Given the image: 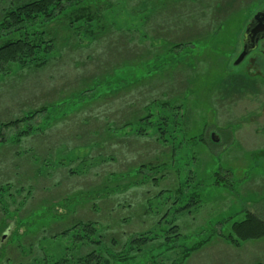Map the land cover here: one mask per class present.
Instances as JSON below:
<instances>
[{
    "label": "rangeland",
    "instance_id": "obj_1",
    "mask_svg": "<svg viewBox=\"0 0 264 264\" xmlns=\"http://www.w3.org/2000/svg\"><path fill=\"white\" fill-rule=\"evenodd\" d=\"M13 1L21 0H0V19ZM99 1L91 9L92 32L83 20L71 25L70 17L48 25L57 52L45 65H0V125L42 105L56 107L47 118L43 113L1 129L0 264L71 255L75 248L62 251L71 240L59 234L80 220L103 227L105 241L120 245L132 233L176 224L179 244L192 246L247 212L264 219V39L234 65L245 27L264 0H253V12L218 58L198 47L225 17L217 0ZM173 43L201 55L165 63ZM108 76L114 78L105 94L90 100L78 94ZM74 101L83 105L70 112ZM166 105L181 108L184 130L176 131L174 144L157 140L152 127L141 135L134 130L148 110L170 111ZM63 110L70 113L45 125L44 118ZM31 125L35 131L20 135ZM146 163L170 165L164 176L148 168L135 176ZM183 180L201 201L175 213ZM159 264H264V238L234 247L214 234L187 259Z\"/></svg>",
    "mask_w": 264,
    "mask_h": 264
},
{
    "label": "trees",
    "instance_id": "obj_2",
    "mask_svg": "<svg viewBox=\"0 0 264 264\" xmlns=\"http://www.w3.org/2000/svg\"><path fill=\"white\" fill-rule=\"evenodd\" d=\"M163 1V5L168 2V0ZM237 1H239V4H237ZM98 2L100 1L21 0L18 3H14L13 1V5L4 11L0 19V65L15 63L19 68L28 66L40 67L45 65L52 58H55V53L57 52L56 40L53 37L51 38L50 32H48L50 30L48 29V25L70 17L69 22L71 25L75 22V24L77 23L75 26L78 27V21L83 20V22L88 25L89 32H92V26L95 25L93 21L96 16L91 9H93V6ZM216 5L218 6V14H220V16L224 15L225 17L219 19L212 28V33H209L206 38L203 39L206 40V42L197 45L203 51H205L204 49L206 48H210L212 53L215 54L214 57L218 58V56L220 57L225 52L222 46H225L229 40L234 38L236 34L239 33L241 26L246 23L247 16L254 9L256 1L250 0L245 4L243 0H225L224 3L217 0ZM229 9L232 10L229 11ZM214 19L216 20V18ZM77 29L78 28H75L74 31H77ZM212 43H215L214 47L211 45ZM170 45L171 47L163 59L165 63L176 59L184 60L188 57L193 59V57L201 55L199 49L189 48V45L185 43H173ZM152 65L155 67L158 66V64ZM235 75L240 76L239 74H232L231 78ZM112 76L106 77L105 81L96 82L95 86L89 85L90 87L85 90L82 89L78 94L84 96L86 100H90L91 97L95 96L94 94H97V96L105 94L107 90H111L110 86L107 84L109 83L108 78ZM197 77L200 76L198 75ZM240 77L242 78V76ZM65 102L66 99L58 103ZM82 102L76 103L74 101L76 107L73 109L71 108L70 112L79 109L83 105ZM171 106L173 105L171 104ZM51 107L56 109L54 104L42 105L38 109L25 113L22 118L14 119L8 123H2L0 125V143L6 139L4 138V134L1 133L3 127L17 126L21 124V122L32 120L36 115L43 113L46 114L45 118H47V115L53 113L54 109ZM165 107L170 109V111L164 110V112L160 111L158 114H154L153 110H148L145 116L143 115L139 118L138 127L134 130L139 134L144 132L145 126H149L154 129L153 134L156 133L157 140L163 138V144L168 141L170 142V140L173 143L175 139L174 136L177 134L176 131L179 129L180 131L184 130L182 117L180 116L181 108L179 107L178 109L176 106L171 108L168 105ZM175 108L176 112L174 111ZM65 111L66 110H63L59 114H53L50 120H45L44 118L43 121L45 125L58 117H64L70 113ZM31 130L35 131L32 125L28 126L27 130H22L20 135L26 134ZM169 165L170 164H165L160 166L146 163L139 166L136 170L137 173H134V175L136 176L143 173L145 168H148L151 173H160L163 171L161 175L164 176L165 168L168 169ZM146 177L144 176L143 179L139 180H143L144 182ZM139 180L135 183H139ZM183 181H181L178 188H176L177 195L174 202H178V206L175 208V213L189 212L192 205L201 201L199 192L196 190L188 191V182L187 180ZM215 183L219 184L220 181L216 180ZM124 189H122V191ZM54 205L55 204L48 210L51 215ZM168 222L170 223L171 221ZM5 232L6 231L3 233L6 235L7 233ZM214 234H217L228 244L234 247H240L245 242L264 238V219L256 213L247 212L244 218L233 221L228 230L224 231L221 229L220 231H214L210 236L197 240L192 246L179 244L183 236L176 224H171L170 227L162 232L150 230L132 233L127 237L123 245H120L118 240L113 238H110L107 242L105 241L103 227L93 222H83L80 220L72 227H67L62 230L59 234L60 238L69 239L72 242L70 246L62 248V251L66 253L68 249L75 248L76 250L74 253H71V255L67 253L53 259L51 255L47 253L42 260H39V262L37 261L35 264H159L160 260L168 259L177 262L178 260L187 259L196 248L209 242ZM112 245H114L113 247H121V249L115 251ZM177 246L181 247L178 248ZM174 252H176V254L171 257V254Z\"/></svg>",
    "mask_w": 264,
    "mask_h": 264
},
{
    "label": "water",
    "instance_id": "obj_3",
    "mask_svg": "<svg viewBox=\"0 0 264 264\" xmlns=\"http://www.w3.org/2000/svg\"><path fill=\"white\" fill-rule=\"evenodd\" d=\"M264 39V8L258 10L251 17L243 32V49L238 57L234 60V65L241 64L245 58L254 50L258 49L259 42ZM264 56V48L261 49ZM212 140L219 141V135L216 132L211 134Z\"/></svg>",
    "mask_w": 264,
    "mask_h": 264
},
{
    "label": "flooded vegetation",
    "instance_id": "obj_4",
    "mask_svg": "<svg viewBox=\"0 0 264 264\" xmlns=\"http://www.w3.org/2000/svg\"><path fill=\"white\" fill-rule=\"evenodd\" d=\"M259 44H260V42H259ZM258 49H259V45H258Z\"/></svg>",
    "mask_w": 264,
    "mask_h": 264
}]
</instances>
